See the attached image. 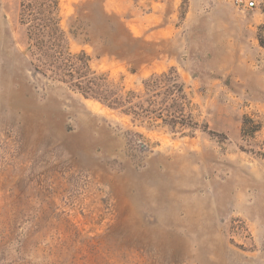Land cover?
<instances>
[{"label":"rangeland","instance_id":"rangeland-1","mask_svg":"<svg viewBox=\"0 0 264 264\" xmlns=\"http://www.w3.org/2000/svg\"><path fill=\"white\" fill-rule=\"evenodd\" d=\"M21 2L0 0V264H264V0H59L126 90L178 71L192 136L43 76Z\"/></svg>","mask_w":264,"mask_h":264},{"label":"trees","instance_id":"trees-1","mask_svg":"<svg viewBox=\"0 0 264 264\" xmlns=\"http://www.w3.org/2000/svg\"><path fill=\"white\" fill-rule=\"evenodd\" d=\"M20 24L26 29L28 51L40 64L35 68L43 76L130 116L134 121L146 123L150 128L163 126L182 136H192L199 128L190 113L186 84L176 69L151 75L143 81L142 91L137 92L126 90L107 73L95 71L86 52L73 53L61 26L59 0H22ZM247 121H244V136L248 133L253 136L259 128L249 130ZM128 143L140 151L150 150L140 133H130Z\"/></svg>","mask_w":264,"mask_h":264},{"label":"built area","instance_id":"built-area-1","mask_svg":"<svg viewBox=\"0 0 264 264\" xmlns=\"http://www.w3.org/2000/svg\"><path fill=\"white\" fill-rule=\"evenodd\" d=\"M234 6L242 10H253L257 8L256 0H232Z\"/></svg>","mask_w":264,"mask_h":264}]
</instances>
